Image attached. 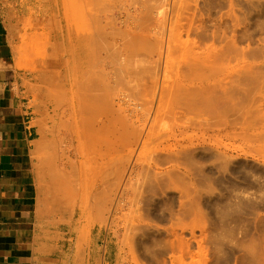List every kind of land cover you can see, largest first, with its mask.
Returning a JSON list of instances; mask_svg holds the SVG:
<instances>
[{
	"label": "rangeland",
	"instance_id": "rangeland-1",
	"mask_svg": "<svg viewBox=\"0 0 264 264\" xmlns=\"http://www.w3.org/2000/svg\"><path fill=\"white\" fill-rule=\"evenodd\" d=\"M2 2L41 123L43 264H264V0Z\"/></svg>",
	"mask_w": 264,
	"mask_h": 264
},
{
	"label": "crops",
	"instance_id": "crops-1",
	"mask_svg": "<svg viewBox=\"0 0 264 264\" xmlns=\"http://www.w3.org/2000/svg\"><path fill=\"white\" fill-rule=\"evenodd\" d=\"M15 37L0 0V264H43L35 172L41 123L16 66Z\"/></svg>",
	"mask_w": 264,
	"mask_h": 264
},
{
	"label": "bare ground",
	"instance_id": "bare-ground-1",
	"mask_svg": "<svg viewBox=\"0 0 264 264\" xmlns=\"http://www.w3.org/2000/svg\"><path fill=\"white\" fill-rule=\"evenodd\" d=\"M78 2H79V1H78ZM55 3H56V5H57V7H58V12H59V14H60V15L63 14V15L65 16V11L68 9V7L71 6V0H55ZM75 3H77V2L75 1ZM73 4H74V2H73ZM73 4H72V7H73ZM78 4H79V3H78ZM80 5H81V4H80ZM80 5H79V6H80ZM61 9H62V10H61ZM75 9H76V11H77V8H75ZM70 10H71V8H70ZM72 11H73V9H72ZM76 11H75V12H76ZM79 13H80V12H79ZM70 14H71V13H70ZM77 15H78V13H77ZM71 16L73 17L74 15H71ZM72 19H73V18H72ZM75 21H76V19H75ZM75 21H74V22H75ZM74 22H73V23H74ZM73 23H72V24H73ZM76 24H77V23H76ZM83 25H84V24H82V26H83ZM77 26H79V25H77ZM74 27H75V26H74ZM76 28H77V27H76ZM78 28H79V27H78ZM82 28H83V27H82ZM96 33H97V32H96ZM116 33H118V32H116ZM97 34H99V33H97ZM102 34H103V33H102ZM121 35H122V34H121ZM124 35H125V34H124ZM94 37H95V36H94ZM96 37H97V36H96ZM104 37H105V36H104ZM100 38H101V36H100ZM102 38H103V36H102ZM125 38H126V37H125ZM94 39L96 40V38H94ZM134 39H135V38H134ZM121 40H123V39L121 38ZM99 41H100V40H99ZM104 41H105V40H104ZM76 42H77V41H76ZM195 42H196V41H195ZM109 43H110V42H109ZM117 43H118V42H117ZM120 43H121V42H120ZM104 44H105V43H104ZM110 44H111V43H110ZM115 44H116V43H115ZM105 45H106V44H105ZM195 45H196V44H195ZM117 46H118V45H117ZM133 46H134V45H133ZM113 47H114V45H113ZM128 47H129V46H128ZM74 48H75V46H74ZM87 48H88V47H87ZM117 48H118V47H117ZM103 49H104V48H103ZM105 49H106V48H105ZM123 49H125V48H123ZM127 49H128V48H127ZM130 49H131V47H130ZM76 51H77V50H76ZM110 51H111V50H110ZM134 51H135V48H134ZM128 52H129V51H128ZM73 55H75V54H73ZM109 55H111V54H109ZM128 55H129V54H128ZM75 56H77V54H76ZM111 56H112V55H111ZM130 56H131V54H130ZM74 58H75V57H74ZM74 58H73V59H74ZM220 59H221V57H220ZM128 60H129V59H128ZM217 62H218V61H217ZM219 64H220V62H219ZM207 68H208V67H207ZM239 75H240V74H239ZM240 76H241V75H240ZM240 76H239V77H240ZM253 77H254V76H253ZM255 78H256V77H255ZM255 78H254V79H255ZM225 79H226V78H225ZM102 80H103V79H102ZM231 80H232V79H231ZM72 81H73V80H72ZM227 81H228V80H227ZM100 82H101V81H99V83H100ZM251 82H252V81H251ZM72 83H73V82H72ZM92 83H93V82H92ZM99 83H98V84H99ZM232 83H234V82H232ZM249 84H250V83H249ZM85 85H86V84H85ZM93 85H94V84H93ZM99 85H100V84H99ZM102 85H104L103 82H102ZM232 85H233V84H232ZM232 85H231V86H232ZM239 85H240V84H239ZM239 85H238L237 89L240 87ZM97 86H98V85H97ZM104 86H105V85H104ZM233 86H234V85H233ZM244 86H245V85H244ZM244 86H243V87H244ZM82 87H83V86H82ZM177 87H179V86L177 85ZM228 87H229V85H228ZM228 87H227V88H228ZM247 87H248V86H247ZM97 88H98V87H97ZM106 88H107V87H106ZM224 89H225V88H224ZM231 89H232V87H231ZM233 89H235V88H233ZM246 89H247V88H246ZM82 90H83V89H82ZM89 90H90V88H89ZM92 90H93V89H92ZM183 90H184V89H183ZM228 90H229V89H227V91H228ZM238 90H239V89H238ZM238 90H237V91H238ZM240 90H241V89H240ZM243 90H244V88H243ZM98 91H99V90H98ZM178 91H180V90H178ZM185 91H186V90H185ZM227 91H226V93H227ZM83 92H84V91H83ZM88 92L90 93V91H88ZM92 92H93V91H91V93H92ZM173 92H174V91H173ZM228 92H230V91H228ZM233 92L235 93V92H236V89L233 90ZM240 92H241V91H240ZM242 92H243V91H242ZM247 92H248V91H247ZM164 93H165V92H164ZM179 93L181 94V92H179ZM226 93H225V94H226ZM231 93H232V92H231ZM248 93H249V92H248ZM84 94H85V92H84ZM93 94H94V93H93ZM175 94L177 95L176 92L174 93V95H175ZM219 94H221V93H219ZM223 94H224V93H223ZM85 95H86V94H85ZM87 95H88V94H87ZM89 95H90V94H89ZM94 95H95V94H94ZM98 95H99V94H98ZM104 95H105V94H104ZM174 95H172V96H174ZM176 95H175V96H176ZM216 95H217V94H216ZM228 95H229V96H228ZM228 95H227L228 97L233 98V95H235V94H230V93H229ZM236 95H239V96H238L239 98H237V96L235 97V98H237V99H240V98L243 97V96L240 97L239 92H238V94H236ZM243 95H244V93H243ZM100 96H101V95H100ZM202 96H203V95H202ZM202 96H200V97H202ZM220 96H222V95H220ZM227 96L225 97V95H224L225 99H228ZM82 97H83V96H82ZM92 97H93V96H92ZM190 97H191V95H190ZM205 97H206V96H205ZM87 98H89V97H87ZM94 98H95V97H94ZM172 98H173V97H172ZM174 98H175V97H174ZM176 98H177V97H176ZM178 98H179V97H178ZM215 98H216V97H215ZM248 98H249V97H248ZM248 98H247V100H248ZM83 99H84V98H83ZM104 99H105V98H104ZM188 99H189V98H188ZM208 99H209V98H208ZM242 99H244V97H243ZM202 100H204V98H203ZM233 100H234V101H233L234 103H233V105H231V108H230V109H233V111H234V109H239V108L242 107V106H241V107L238 106L240 102H236L234 98H233ZM82 101H83V100H82ZM173 101H174V100H173ZM190 101H192V100H190ZM200 101H201V100H200ZM206 101H207V99H206ZM210 101H211V100H210ZM261 101H263V100H261ZM84 102H85V101H84ZM88 102H90V101H88ZM91 102H92V101H91ZM182 102H184V101L182 100ZM182 102H181V103H182ZM204 102H205V101H204ZM204 102L201 101V103H204ZM212 102L214 103L215 101H211V103H212ZM86 103H87V101H86ZM177 103H178V100H177ZM192 103L194 104V102H192ZM198 103H199V102L196 101L194 105H197ZM201 103H200V105H201ZM211 103H210L209 105H212ZM220 103H221V102H220ZM241 103H243V102H241ZM98 104H99V103H98ZM173 104H174V103H173ZM205 104H206V103H205ZM215 104H216V103H215ZM228 104H229V103H228ZM228 104L226 105L227 108H228V106H229ZM230 104H231V103H230ZM88 105H89V104H88ZM90 105H91V104H90ZM95 105H96V104H95ZM175 105H176V104H175ZM198 105H199V104H198ZM203 105H204V104H203ZM203 105H202V106H203ZM206 105H207V104H206ZM218 105H220V104H218ZM223 105H224V104H223ZM243 105H244V104H243ZM96 106H97V105H96ZM162 106H164V105H162ZM165 106H166V105H165ZM165 106H164V108H165ZM214 106H215V105H214ZM244 106H245V105H244ZM260 106H261V105H259V107H260ZM83 107H84V106H83ZM86 107H87V106H86ZM89 107H90V106H89ZM159 107H160V106H159ZM185 107H186V106H185ZM191 107H192V105H191ZM191 107H190V108H191ZM204 107H205V106H204ZM211 107H212V106H211ZM256 107H257V106H256ZM256 107H255V110H253V108H250V107H249L250 109H248V107H247V109H245V112H244L243 110H242V112H241L240 109H239L240 111L236 110L235 112H241L242 115L244 114L243 117H244L247 121H249V122L254 121L253 119H255V118H257L256 120L264 119V118H260V119H259V117H262V116L264 115V113H263V111L260 112V108H256ZM91 108H92V107H90V110H91ZM214 108L217 109V110H215ZM84 109H85V108H84ZM88 109H89V108H88ZM88 109H87V110H88ZM101 109H102V108H101ZM101 109H100V110H101ZM160 109H161V108H160ZM160 109H159V110H160ZM207 109H209V111H213V110H214V111H216V113H219V111H218V109H219L218 106H217V108H216V107L210 108V107L208 106ZM220 109H221V108H220ZM222 109H223V108H222ZM224 109H225V108H224ZM251 109H252V110H251ZM256 109H259V110H256ZM161 110H162V109H161ZM161 110H160V111H161ZM187 110H188V109H187ZM198 110H200V109H198ZM261 110H262V109H261ZM93 111H94V110H93ZM200 111H201V110H200ZM202 111H203V110H202ZM90 112H91V111H90ZM158 112H159V111H158ZM162 112H163V111H162ZM162 112H161V114H162ZM229 112H230V111H229ZM243 112H244V113H243ZM95 113H96V112H95ZM173 113H175V112H173ZM187 113H188V111H187ZM187 113H186V114H187ZM222 113H223V112H222ZM222 113H221V114H222ZM262 113H263V115L261 116ZM84 114H85V113H84ZM87 114H88V113H87ZM90 114H91V113H90ZM92 114H93V113H92ZM164 114H165V113H164ZM169 114H170V113H169ZM171 114H172V113H171ZM219 114H220V113H219ZM221 114H220V116H221L222 119H223V120H222V119H221V120L224 121L225 118L227 117V115L224 116V115L222 114V115H223V116H222ZM235 114H236V113H235ZM177 115H178V114H177ZM181 115H182V114H181ZM240 115H241V114H240ZM125 116H126V115H125ZM122 117H123V116H122ZM172 117H173V115H172ZM221 117H220V118H221ZM223 117H225V118H223ZM234 117H235V116H234ZM89 118H90V117H89ZM125 118H126V117H125ZM173 118H174V117H173ZM82 119H83V118H82ZM84 119H85V118H84ZM93 119H95V118L93 117ZM118 119L121 120V118H118ZM187 119H190V118L187 117ZM86 120H88V119H86ZM122 120H124V119L122 118ZM226 120H227V119H226ZM226 120H225V121H226ZM242 120H243V119H242ZM90 121H91V120H90ZM83 122H85V121H83ZM87 122H88V121H87ZM87 122H86V123H87ZM93 122H94V121H93ZM107 122H108V121H107ZM117 122H118V121H117ZM226 122H227V121H226ZM90 123H92V122H90ZM109 123H110V122H109ZM109 123H107V125H108ZM124 123H126V122H124ZM185 123H186V122H185ZM84 124H85V123H84ZM92 124H93V123H92ZM110 124H112V123H110ZM118 124H120V122H119ZM85 125H86V124H85ZM105 125H106V123H105ZM127 125H128V123H127ZM127 125H126V126H127ZM186 125H189V124H186ZM248 125H249V124H248ZM92 126H93V125H92ZM102 126H103V125H102ZM128 126H129V125H128ZM131 126H132V125H131ZM131 126H130V127H131ZM183 126H184V125H183ZM93 127H94V126H93ZM86 128H87V127H86ZM86 128H85V129H86ZM100 128H101V127H100ZM102 128H103V127H102ZM102 128H101V129H102ZM111 128H112V127H111ZM111 128H110V129H111ZM120 128H121V126H120ZM85 129H83V130H85ZM88 129H89V128H88ZM106 129H107V127H106L104 130H106ZM131 129H132V128H131ZM92 130H94V129H92ZM113 130H114V128L112 129V131H113ZM118 130H119V129H118ZM122 130H124V128H122ZM122 130H121V131H122ZM100 131H101V130H100ZM80 132H81V131H80ZM87 133H89V132H87ZM110 133H111V132H110ZM102 134H103V133H102ZM112 134H113V133H112ZM120 134H121V133H120ZM120 134H119V135H120ZM126 134H127V133H126ZM83 135H84V134H83ZM87 135H88V134H87ZM97 135H98V134H97ZM104 135H105V134H104ZM106 135H107V134H106ZM106 135H105V136H106ZM124 135H125V132H124ZM124 135H123V131H122L121 138H122V136H124ZM111 136H112V135H111ZM115 136H116V135H115ZM115 136H114V138H115ZM127 136H128V135H127ZM85 137H86V135H85ZM89 137H90V136H89ZM94 137H95V136H94ZM97 137H98V136H97ZM98 138H99V137H98ZM85 139H86V138H85ZM85 139H84V140H85ZM118 139H120V137H119ZM94 140H95V139H94ZM112 140H113V139H112ZM95 143H96V142H95ZM105 143H106V142H105ZM86 145L88 146L89 143L86 144ZM99 146H100V145H99ZM91 148H92V147H91ZM88 150H89V149H88ZM48 154H49V153H48ZM85 154H86V153H85ZM111 170H112V169H111ZM91 185H92V184H91ZM88 186H89V185H88ZM85 187H86V186H85ZM87 189H88V188H87ZM84 192H85V191H84ZM89 192H90V191H89ZM85 194H86V193H85ZM83 196H84V195H83ZM92 197H93V196H92ZM90 198H91V195H90ZM93 202H94V200H93ZM91 203H92V202H91ZM87 204H88V203H87ZM90 205L92 206V204H90ZM92 231H93V228H92V227H89V233H92Z\"/></svg>",
	"mask_w": 264,
	"mask_h": 264
}]
</instances>
